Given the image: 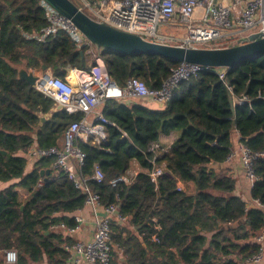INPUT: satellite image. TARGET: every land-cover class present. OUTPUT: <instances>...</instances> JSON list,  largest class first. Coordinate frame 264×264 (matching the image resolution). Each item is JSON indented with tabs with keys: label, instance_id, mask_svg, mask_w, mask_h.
I'll list each match as a JSON object with an SVG mask.
<instances>
[{
	"label": "trees",
	"instance_id": "obj_1",
	"mask_svg": "<svg viewBox=\"0 0 264 264\" xmlns=\"http://www.w3.org/2000/svg\"><path fill=\"white\" fill-rule=\"evenodd\" d=\"M41 1L0 0V264L8 249L17 250V264L64 263L69 254L63 245L73 239L51 226L74 225L73 213L85 206V194L68 174L53 169L52 158L26 157L33 144L59 145L81 114L59 108L19 79L18 68L45 65L66 78L68 68L85 69L90 57L64 31L45 41L26 38L47 26ZM98 54L121 86L137 77L160 88L180 64L157 55ZM233 96L246 98L235 104ZM103 111L117 125L107 126L106 142L77 145L85 153L82 174L92 176L98 166L105 175L89 180L101 205L118 204L128 219L112 223L118 250L111 264H248L259 249L254 237L264 228V209L237 195L234 176L215 166L241 143L264 151V54L241 62L224 78L213 68L199 72L181 82L161 108L109 99ZM174 131L179 137L167 150L155 148L161 135ZM133 161L143 170L130 183L113 185ZM155 164L166 167L157 184L149 175ZM44 169L50 172L41 176ZM255 172L251 200L264 204V156L256 160ZM179 181L193 182L195 192L178 189Z\"/></svg>",
	"mask_w": 264,
	"mask_h": 264
},
{
	"label": "built area",
	"instance_id": "obj_2",
	"mask_svg": "<svg viewBox=\"0 0 264 264\" xmlns=\"http://www.w3.org/2000/svg\"><path fill=\"white\" fill-rule=\"evenodd\" d=\"M82 8L91 18L106 23L116 29L137 34L143 39L181 47H226L242 43L245 38L254 33L264 34V0H82ZM45 11L47 26L42 30L26 33L28 39L45 41L50 36L64 31L75 42L78 48H85L91 55L95 46L81 30L65 15L51 6L45 0L41 1ZM198 64L182 62L172 68L170 77L160 88L150 87L137 77L128 79L124 86L119 85L108 73L103 59L93 53L92 63L85 69L75 68L76 82L61 78L50 70L40 73L32 69L38 76L35 88L45 96L54 100L59 108L68 113L81 114L65 130L62 144L51 147H40L33 144L26 151L29 162L40 158L53 159L52 167L56 172L68 174L74 186L85 194V205L90 206L95 214V233L90 241L77 238L84 223L83 216L77 210L74 213V225L66 222L53 224V230L61 232L65 237L73 239L65 243L68 259L64 264H111L117 247L112 242V223L127 222V217L119 211V206L113 203L101 205V196L89 183L90 179L101 181L103 171L96 166L92 176L83 175L80 171L84 163L85 153L77 145L78 140L102 145L107 140V126H117L105 115L104 105L109 99H123L128 103L135 100L153 102L165 106L173 99L175 90L183 81L189 80L203 70H211ZM221 78H224L226 68H213ZM42 72V73H41ZM243 97L233 96L234 103L243 101ZM156 149H160L156 144ZM233 150L227 159L231 161L236 155ZM238 155L245 170V176L252 187L258 176L255 172V162L264 156V151H254L246 144H239ZM140 172V171H139ZM138 172L130 168L126 174L112 180L115 185L120 181L130 183ZM166 174L164 164H155L149 171L152 181L157 184ZM43 184L40 180L39 185ZM178 189H183L178 184ZM26 197L25 195H23ZM264 209L259 200L251 201ZM103 209L104 215H99ZM157 241V235L152 238ZM259 249L248 258V264H260L264 260V228L254 237ZM5 264H17L16 249L5 251ZM63 264V263H60Z\"/></svg>",
	"mask_w": 264,
	"mask_h": 264
},
{
	"label": "water",
	"instance_id": "obj_3",
	"mask_svg": "<svg viewBox=\"0 0 264 264\" xmlns=\"http://www.w3.org/2000/svg\"><path fill=\"white\" fill-rule=\"evenodd\" d=\"M60 13L69 18L100 51H114L123 55H157L172 61L198 64L204 67L226 68L227 71L241 62L264 54V34L254 33L242 43L226 47H181L143 39L141 36L116 29L91 18L72 0H45ZM41 70L49 68L42 65ZM75 67L68 68L74 73ZM18 78L35 86L38 76L25 66L18 68ZM45 117H41V122ZM50 169L41 170V176ZM170 175L169 172H167Z\"/></svg>",
	"mask_w": 264,
	"mask_h": 264
},
{
	"label": "crops",
	"instance_id": "obj_4",
	"mask_svg": "<svg viewBox=\"0 0 264 264\" xmlns=\"http://www.w3.org/2000/svg\"><path fill=\"white\" fill-rule=\"evenodd\" d=\"M93 53H96V54L98 53V50L96 49V47L93 49ZM93 53H91V55H93ZM91 55H90V57H91ZM90 57L88 58V65H90L92 63V61H89ZM76 77L77 76L75 73V82H76ZM147 105L152 107V108H161L162 107L159 104H156L153 102H147ZM102 110H104V108ZM178 137H179V132H176V131L171 132L170 134L161 135L160 142H159L160 149L167 150ZM60 144H62V141ZM31 166H32V164H29V166L27 167V170H29L31 168ZM215 168L217 169V171L221 170L222 168L228 169L229 173L231 175H233L235 180H236L235 193L237 195H241L245 200H247L248 202L251 203V201H252L251 200V194H250L251 193V187H250V184H249V182L245 176V170H244L243 164L240 160V157L238 155H236L231 161L226 162V163L219 165V166H215ZM130 169L133 170V172H135V173L143 170V168L136 161H133V164H131ZM178 184L181 185L184 190H187L190 193L195 192V184L191 181L190 182L179 181ZM19 191H20L21 195H25V193H26L25 190H23V189H19ZM79 213L83 216L85 221L81 227L80 233L77 235V238L87 242V241H90L94 236L95 218L96 217H95V214L93 213L92 208L90 206H86V205L83 208H81ZM73 215H74V213H73ZM99 215L100 216L104 215L103 209L99 210ZM126 223L127 222L121 223V224H126ZM111 263H112V261H111ZM44 264H47V263L45 262ZM260 264H264V260Z\"/></svg>",
	"mask_w": 264,
	"mask_h": 264
},
{
	"label": "rangeland",
	"instance_id": "obj_5",
	"mask_svg": "<svg viewBox=\"0 0 264 264\" xmlns=\"http://www.w3.org/2000/svg\"><path fill=\"white\" fill-rule=\"evenodd\" d=\"M75 4H77L79 7H82L83 6V1L82 0H72ZM93 59V55H91L90 57V60L89 61H92ZM37 72L40 71V69H36ZM40 73V72H39ZM73 77V78H72ZM66 78L69 79L72 83H75V73H71V72H68L67 75H66ZM73 79V80H72ZM235 150V149H234ZM236 155H238V148L236 150ZM235 155V156H236ZM234 156V157H235ZM239 156V155H238ZM233 157V158H234ZM226 163V162H225ZM3 184L4 183H1L0 182V189L3 187Z\"/></svg>",
	"mask_w": 264,
	"mask_h": 264
}]
</instances>
